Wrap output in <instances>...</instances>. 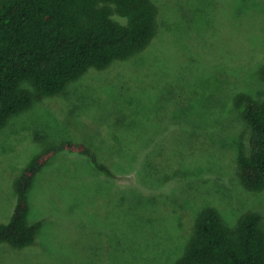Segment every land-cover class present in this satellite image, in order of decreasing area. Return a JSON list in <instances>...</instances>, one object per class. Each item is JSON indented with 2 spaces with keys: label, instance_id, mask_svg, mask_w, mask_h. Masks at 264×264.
Listing matches in <instances>:
<instances>
[{
  "label": "rangeland",
  "instance_id": "rangeland-1",
  "mask_svg": "<svg viewBox=\"0 0 264 264\" xmlns=\"http://www.w3.org/2000/svg\"><path fill=\"white\" fill-rule=\"evenodd\" d=\"M154 1L158 33L142 52L0 126V221L12 181L49 144L82 141L114 174L76 153L49 159L28 193L36 241L0 244V264H172L207 205L229 225L250 210L264 224V189L239 177L249 132L231 101L264 92V0Z\"/></svg>",
  "mask_w": 264,
  "mask_h": 264
},
{
  "label": "trees",
  "instance_id": "trees-1",
  "mask_svg": "<svg viewBox=\"0 0 264 264\" xmlns=\"http://www.w3.org/2000/svg\"><path fill=\"white\" fill-rule=\"evenodd\" d=\"M158 12L154 0H0V126L35 101L62 93L90 69L103 70L142 52L158 33ZM259 74L264 81V64ZM231 101L249 132L236 155L240 180L250 190L264 189V92L255 98L238 91ZM61 151L82 155L99 173L114 175L82 141L42 147L10 185L14 203L8 219L0 221V244L20 249L35 243L41 221L27 218L28 193ZM172 264H264L261 213L246 211L229 225L214 206L203 207Z\"/></svg>",
  "mask_w": 264,
  "mask_h": 264
}]
</instances>
